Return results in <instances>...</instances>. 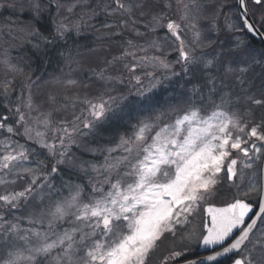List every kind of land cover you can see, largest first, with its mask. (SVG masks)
<instances>
[{"label":"snow or ice","instance_id":"snow-or-ice-1","mask_svg":"<svg viewBox=\"0 0 264 264\" xmlns=\"http://www.w3.org/2000/svg\"><path fill=\"white\" fill-rule=\"evenodd\" d=\"M0 9V264H264V0Z\"/></svg>","mask_w":264,"mask_h":264},{"label":"rangeland","instance_id":"rangeland-1","mask_svg":"<svg viewBox=\"0 0 264 264\" xmlns=\"http://www.w3.org/2000/svg\"><path fill=\"white\" fill-rule=\"evenodd\" d=\"M26 17H27V13L23 14V16H21L20 18L21 19H25ZM8 19H16V17L10 11L4 10V9H0V23H3L4 21H6ZM93 36H95V34ZM13 55H15L14 51H13ZM257 72H259V69H257ZM257 95L259 96V92H257ZM5 115H8L7 110L3 109V108H0V116H5ZM131 123H135V121L130 122L128 124V127L126 128V130L129 132V134L131 133ZM124 131L125 130H123L122 133Z\"/></svg>","mask_w":264,"mask_h":264},{"label":"trees","instance_id":"trees-1","mask_svg":"<svg viewBox=\"0 0 264 264\" xmlns=\"http://www.w3.org/2000/svg\"><path fill=\"white\" fill-rule=\"evenodd\" d=\"M91 2H93V3H95V0H91ZM105 20V17L103 16V15H101L99 18H98V20H96V21H93V23H95V24H99L100 22H103ZM93 33V34H92ZM95 33L93 32V31H87L84 35H85V38L84 39H81V41H80V43L81 44H83V45H88V46H95L94 44H93V41H94V38H95V36H93ZM255 46L257 47V48H259L260 47V45H259V43L258 42H256L255 43ZM50 71H51V69H49ZM258 82V81H257ZM258 96V95H257ZM128 127V125H126V126H124V128H121V132L123 131V130H125L126 128Z\"/></svg>","mask_w":264,"mask_h":264},{"label":"water","instance_id":"water-1","mask_svg":"<svg viewBox=\"0 0 264 264\" xmlns=\"http://www.w3.org/2000/svg\"><path fill=\"white\" fill-rule=\"evenodd\" d=\"M256 42H258V43H259V45H260V40H259V38H257V39H256Z\"/></svg>","mask_w":264,"mask_h":264}]
</instances>
